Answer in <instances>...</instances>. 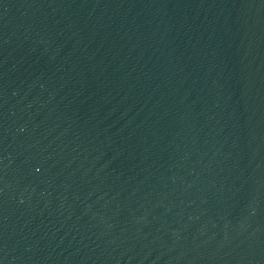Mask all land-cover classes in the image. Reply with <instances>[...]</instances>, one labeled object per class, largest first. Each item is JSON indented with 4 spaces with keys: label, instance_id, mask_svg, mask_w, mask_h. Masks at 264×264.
Segmentation results:
<instances>
[{
    "label": "water",
    "instance_id": "obj_1",
    "mask_svg": "<svg viewBox=\"0 0 264 264\" xmlns=\"http://www.w3.org/2000/svg\"><path fill=\"white\" fill-rule=\"evenodd\" d=\"M0 264H264V0H0Z\"/></svg>",
    "mask_w": 264,
    "mask_h": 264
}]
</instances>
